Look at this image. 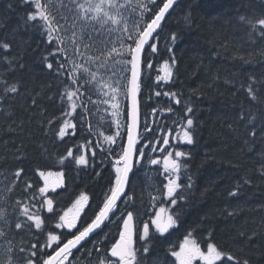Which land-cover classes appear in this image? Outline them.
Here are the masks:
<instances>
[{"label":"snow or ice","instance_id":"obj_1","mask_svg":"<svg viewBox=\"0 0 264 264\" xmlns=\"http://www.w3.org/2000/svg\"><path fill=\"white\" fill-rule=\"evenodd\" d=\"M21 2L34 7V11L28 13L26 23L38 27L45 42L52 46L42 61L46 70L63 85L55 100L49 97L59 103L60 116L47 120L45 135L51 132L61 143H66V138L76 137L78 132L96 139L95 146L93 140L86 139L84 143L76 144L75 150L69 147L62 154H48L44 149L41 166L32 170L17 168L10 185L0 187V264H73L74 250L86 247V243L98 253L95 264H146L153 240L166 238L165 234L179 228L182 210L177 207L178 202L184 200L185 192L193 187L184 163L189 153L178 147L180 143H194L196 121L191 115L192 106L185 104V116L179 121L172 120L175 129L168 126L167 120L150 119L158 110L161 116L165 111L173 113L172 102L181 104L177 92L162 89V85L173 82L176 60L171 47L167 48L170 59L164 60L156 70L158 74L153 81L161 90L146 93L143 79L153 70L152 57L158 54L160 30L178 0ZM238 20L249 28L250 36L264 37V13L241 15ZM190 21L191 14L188 13L185 22ZM2 24L3 20H0V26ZM175 40L173 33L171 41ZM11 48L9 42H0V63L7 64V69L0 74V105L8 104L7 108L0 107V113L7 117L14 115L9 100H15L21 94V82L10 83L7 72L17 67L25 68L23 54H13ZM254 83L255 78L250 77L246 92L253 102L260 103L259 87L254 89ZM25 93L30 98L25 110L39 108L42 92L33 95L25 90ZM93 95L97 97L95 100ZM161 95L169 98L167 107L161 110L157 105L142 114V106L153 96ZM89 104L95 106L97 112L110 113L115 126L112 134H105L99 127L94 131L88 122ZM237 121L243 124L246 132L244 143L254 140L258 133L264 139V115H258L251 108L242 109ZM229 128L233 125L229 124ZM144 149L161 155L146 157ZM22 158L23 154L16 157ZM98 159L101 165L108 159L114 170L110 186L102 193L100 206L93 209L90 196L80 192L70 206L58 208V190L67 192L74 179L66 175V171L72 166L77 171L94 169ZM145 161L160 166L164 181L161 187L152 186L156 195L149 193L147 206L137 205L136 198L129 194L130 177ZM30 171L42 185L37 183L34 188L29 179ZM259 172L264 177V165ZM95 175L99 176L100 172L96 171ZM182 175L184 183H181ZM17 183L21 184L25 195L9 203ZM240 187L237 185L229 195L238 196ZM89 212L91 216H88ZM46 216L54 223V230L49 228ZM112 226L116 228L115 236H111ZM194 232L195 229L187 231L182 241L170 246L163 257H152L153 264H250L248 259L241 260L215 242H207L202 248ZM40 235L45 236L43 243L39 241ZM254 235L255 232L247 237L248 240ZM88 252L90 254L91 250Z\"/></svg>","mask_w":264,"mask_h":264},{"label":"trees","instance_id":"obj_2","mask_svg":"<svg viewBox=\"0 0 264 264\" xmlns=\"http://www.w3.org/2000/svg\"><path fill=\"white\" fill-rule=\"evenodd\" d=\"M32 11L34 7L23 4L21 0H0V20H3L0 42H9L13 54H23L25 64L22 70L17 67L7 72L10 83L21 82V94L8 102L14 115L7 117L0 113V173L3 174L0 177L6 185L14 179L13 173L17 168L32 170L41 166L44 149L48 150V154H62L69 147L75 150L76 144H82L86 139L93 140L95 146L96 138L87 133L78 132L76 137L66 138V143L56 140L51 132L45 135L47 120L60 116V105L53 100L63 85L44 66L42 57L52 46L45 42L38 27L26 23L28 13ZM188 13L191 14L190 23L185 22ZM260 13H264V0H179L163 23L158 54L152 57L153 70L143 78L145 92L161 90L153 81L158 74L156 70L164 60L170 59L167 48L171 47L176 60L173 82L162 85V89L177 92L181 104L172 102L173 113L165 111L161 116L158 110L156 116L150 119L167 120L168 126L175 129L172 120L179 121L185 116V104L192 106L191 115L196 121L194 143H180L178 147L189 153L184 163L192 177L193 187L185 192L186 198L178 202L177 207L182 210L179 228L165 234L166 238L153 240L146 264H153L154 256L163 257L170 246L182 241L186 232L193 229L202 248L207 242H215L241 260L246 258L250 264H264V177L259 172L264 165V139L258 133L254 140L244 143L246 132L243 124L237 121L242 109L251 108L258 115H264V37L250 36L249 28L238 20L241 15ZM173 33L176 35L175 42L171 41ZM6 69L7 64L0 63V74ZM250 77L255 78L254 89L259 87L260 103L253 102L246 92ZM25 90L33 95L42 92L39 108L25 110L30 103ZM169 103V98L163 95L153 96L142 106V114L157 105L162 110ZM0 107L7 108L8 104ZM89 109L88 122L94 127L95 106L89 104ZM229 124L233 128H229ZM114 130L112 124L108 134ZM144 151L147 157L150 152L148 149ZM21 154L23 158L16 159ZM96 171L100 172L99 176L95 175ZM139 171L138 166L129 190L136 203L145 206L148 194L145 184L137 177ZM113 172L108 159H104L103 165L98 159L94 169L77 171L72 166L70 171H66V175L74 178L71 188L67 192L60 190V195L56 197L59 208L68 204L74 193L85 192L91 198V207L97 209L102 193L111 184ZM29 179L34 188L37 183L42 185V181L31 171ZM246 180L251 183H245ZM184 182L182 175L181 183ZM237 185L242 186L238 196H230L229 193L235 191ZM24 195L21 184L17 183L9 203ZM91 215L89 212L88 216ZM46 220L49 228L54 230L52 220L48 216ZM241 232L245 235L241 236ZM253 232L256 235L248 240ZM42 240L43 235H40V243H43ZM32 242L36 240L32 239Z\"/></svg>","mask_w":264,"mask_h":264},{"label":"rangeland","instance_id":"obj_3","mask_svg":"<svg viewBox=\"0 0 264 264\" xmlns=\"http://www.w3.org/2000/svg\"><path fill=\"white\" fill-rule=\"evenodd\" d=\"M54 2H55V0H54ZM96 98L97 97L95 95H93V100H95ZM102 107H105V106H102ZM101 117H103L104 119H101ZM111 126H112V122H111V118H110V113H106V112H103V111H100V112L95 111V113H94V127H95V130H96L97 127H99V130L105 132V134H108V129ZM157 155H161V154L160 153L159 154H157V153H149L147 156L155 157ZM144 163H146L143 166V167H145V172L143 174L144 177H152V175H151L152 171L151 170H152V168H154L156 166L149 165L146 161L142 162L141 165H143ZM137 177L142 179L141 176H137ZM145 180L148 182V185L146 186V189H145L147 194H148L149 191L150 192L151 191H155L154 188L152 187L153 185L158 187V184H157L155 178L152 179V182H149L147 179H145ZM0 181H2V184H0V187L6 185V181L2 177H0ZM44 240H45V236L43 235L42 242H44Z\"/></svg>","mask_w":264,"mask_h":264},{"label":"bare ground","instance_id":"obj_4","mask_svg":"<svg viewBox=\"0 0 264 264\" xmlns=\"http://www.w3.org/2000/svg\"><path fill=\"white\" fill-rule=\"evenodd\" d=\"M145 186V185H144ZM147 186V185H146Z\"/></svg>","mask_w":264,"mask_h":264},{"label":"flooded vegetation","instance_id":"obj_5","mask_svg":"<svg viewBox=\"0 0 264 264\" xmlns=\"http://www.w3.org/2000/svg\"><path fill=\"white\" fill-rule=\"evenodd\" d=\"M93 255V254H92Z\"/></svg>","mask_w":264,"mask_h":264}]
</instances>
